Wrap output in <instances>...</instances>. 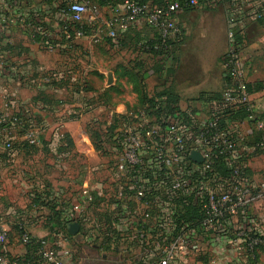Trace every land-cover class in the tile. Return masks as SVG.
Instances as JSON below:
<instances>
[{
    "label": "built area",
    "instance_id": "1",
    "mask_svg": "<svg viewBox=\"0 0 264 264\" xmlns=\"http://www.w3.org/2000/svg\"><path fill=\"white\" fill-rule=\"evenodd\" d=\"M36 1L0 0V34L6 39L5 44H0V149L8 153L14 148L8 135L10 128H21L31 145L37 143L42 132L39 127L26 126V106L3 89V78L11 71L17 72L9 64L11 58L5 48L10 42L11 27L28 26L49 51H54L60 44H71L85 37L84 17L88 11L93 15L97 12L89 0H63L56 4L50 0L53 7H48L42 16ZM213 1L233 8L242 3V0ZM198 3V0H163L161 4L150 0L109 2L105 5L110 12L105 36L118 44L130 28L147 26L167 41L179 33L177 14ZM249 16L264 20V0L255 1ZM227 37L230 47L222 63L228 82L221 91V100L212 102L210 115L202 123L156 115L145 106L111 113L104 124V148L98 150L100 156H105V152L111 154L113 161L108 162L102 183L85 182L77 192L82 202L71 206L78 213L94 211L89 217L91 224L83 223L77 232L83 242L94 244L97 240L111 250L121 247L136 252L140 259L128 264H186L190 258L206 255L210 245L218 240L226 246L242 247L244 252L264 248V233L248 221L251 215L254 218L253 198L264 196V170L259 182L253 184L242 162L245 147L238 136L224 129L218 114L225 107L244 106L247 119L254 121L258 129H264V121L256 114V105L250 99L240 50L235 52L232 45V18L227 20ZM64 76L69 77L56 71L43 72L39 86H50L60 78L65 80ZM69 79L76 82L75 78ZM257 148L264 151V140L258 142ZM193 151L201 155V161L191 157ZM219 161L227 166L226 173L219 170ZM83 172L93 177L98 168L85 162ZM188 210L195 213L191 216ZM8 237L9 228L0 222V264H20L17 257L7 258ZM33 237L25 232L23 244ZM38 242L41 262L71 261L76 242L72 235L56 228L48 238L38 237Z\"/></svg>",
    "mask_w": 264,
    "mask_h": 264
},
{
    "label": "crops",
    "instance_id": "2",
    "mask_svg": "<svg viewBox=\"0 0 264 264\" xmlns=\"http://www.w3.org/2000/svg\"><path fill=\"white\" fill-rule=\"evenodd\" d=\"M52 1L56 4L63 0ZM52 1L37 0L34 3L44 16L48 7H53ZM255 1L242 0L238 8H233L221 1L205 0L195 7L183 9L177 14L179 33L167 41L170 44L168 47L171 49L170 56H155L136 47L142 40L158 36L153 28L144 26L147 27L146 30L143 29L144 27L134 28V32L129 30L126 34L133 32L129 34L134 41H140L136 45L131 44V52L134 56L128 60L127 64L119 61V56L115 54L114 64L117 65L118 71L115 70V73L111 71L113 84L110 85L107 83L109 72L106 73L94 63L96 54L94 51L100 52L99 59L105 62L107 48L115 47L121 50L124 46L119 42L111 45L102 41L106 37V22L110 12L99 0H89L90 6H95L97 12L93 15L91 11H88L83 20L84 28L88 32L83 37L86 38V44H75L76 40H74L71 44H60L56 50L49 51L39 40L38 35L36 37L33 35L28 26L11 27L8 35L10 42L5 48L9 51V58H11L9 64L17 72L11 71L3 78V89L26 106V126L39 127L42 132L37 136V143L31 145L25 139L21 128H10L8 135L12 138L14 148L9 153L0 149V169L5 166L9 168L11 163L21 156L24 158L22 160L24 171L29 170L33 176L44 177L47 185L43 189L44 192L42 190L43 193L37 189V194L42 193L41 196L36 197L40 201L29 200L26 197V202L20 204L22 209L48 211L45 204L50 202L51 205L55 204L56 210L63 213V218L66 219V230L69 222H77L79 228L83 223L91 224L92 220L90 221L89 217L94 214V211L78 213L72 210L71 206L82 202V197L77 196V192L85 182L102 183L108 171V162L113 161L111 154L105 152V156H100L96 148V144L99 146L103 144L104 124L109 120L111 113L144 107L139 101L138 93L134 90L135 82L145 84L148 96L164 88H170L178 97L179 111L172 115L173 118L198 124L206 120L210 115L213 102L208 98L222 91L226 83L222 59L230 47L227 37L228 18H232L234 22V32L243 35V45L239 54L243 58L247 72L251 102L256 105V114L264 121V20H254L249 16ZM5 43L6 39L0 34V44ZM80 57L86 60H81ZM128 64L131 67L124 68V65ZM67 68L70 70H66ZM48 71L68 75V79L75 78L74 84L80 82L86 84H83L84 88L77 90L65 89L60 84L70 79L64 76L65 80L60 78L52 85L41 88L40 76ZM129 72L132 73L131 76L128 75ZM102 79L105 81L102 83V89L92 90L89 84L92 82L100 87ZM124 80L130 82L131 100L124 104L121 99L116 101L114 106L110 105V95L117 94V90L113 88L118 87V84L123 83ZM223 127L240 138L245 147V155L242 159L245 173L253 184H257L264 170V151L257 148L258 142L264 140V129H258L255 122L247 119L246 115L235 117L232 123L223 124ZM101 148H104V145ZM72 159L86 161L92 167L98 168V173L92 177L91 174L87 175L79 171L76 173L78 178L74 179L75 176L69 167ZM52 173L56 175L54 179L48 175ZM72 185H75V190L71 188ZM15 191L14 189L6 194L5 199L12 195L9 199L12 203L6 200L3 208H0L1 215H9L13 211ZM45 196L48 198H44ZM256 203L261 211L264 207V196L260 195ZM42 220L43 217L39 216L34 222L30 220L33 223L30 224L33 226L37 222L41 223ZM47 220L51 224L52 217L48 216V212ZM248 221L250 226H255L264 233V225L262 223L259 225L252 215ZM54 229L52 227L49 231L47 230L45 233L48 234L44 237L48 238ZM26 230L36 237L44 235V232L39 229ZM59 230L62 231L61 228ZM72 237L78 244L83 243V247L92 249L94 252L98 250L104 264H128L139 258L136 252L125 248L117 247L111 250L107 244L102 245L97 240L94 244H87L77 233ZM218 243H220L219 240L210 245L204 255V257L208 256L205 263L198 258H190L186 264L250 263L244 251L246 262L243 261V255H238L239 252L234 254L235 258L225 259V256L220 255L222 252L218 250ZM23 250L24 248L21 252ZM227 251V253L232 252L229 249ZM261 256L264 257L263 249H260L257 254V264L260 263ZM225 260L229 262L225 263ZM68 264L72 262L69 261Z\"/></svg>",
    "mask_w": 264,
    "mask_h": 264
},
{
    "label": "rangeland",
    "instance_id": "3",
    "mask_svg": "<svg viewBox=\"0 0 264 264\" xmlns=\"http://www.w3.org/2000/svg\"><path fill=\"white\" fill-rule=\"evenodd\" d=\"M143 29L146 30L147 27H144ZM130 31H133V30H130ZM127 32L128 31L124 32L121 36V39H123V40L119 44H125V45H123L124 47H122L121 50H118L115 47L107 48V51L105 54V58H106L105 62L102 59H99V56H101L99 54H101V53L98 51H94L96 53L94 56L95 65L100 67V69L104 70L106 73L111 72V71L113 73H115V70L118 71V68L116 67L117 65L114 64L115 54H117L119 56V61H122V63H124V64H127L128 60H131L133 58L134 55L131 52V44H135V41H134L133 37L131 36V34H129V33H133L134 31L126 34ZM85 39L86 38L78 39L75 41V44H86ZM102 41H104V42L106 41L107 43H105V44H109L106 37H104L102 39ZM100 44H103V43H100ZM88 57H89V55H88ZM80 58H81V60H86V58H83V57H80ZM128 67H131V66H129V64L126 66L124 65V68L128 69ZM104 82H105L104 79H102L100 87H98V85H96L92 82L89 84V86L91 87L92 90L97 91V90H99V88L102 89V87H103L102 83H104ZM74 83L75 82L65 80L64 82L63 81L61 82L60 86H63V88H65V89L73 90V89L84 88V85L86 84V83H83L84 84L83 85L82 82L76 83V84H74ZM111 84H113V81ZM76 85H79V86H76ZM81 85H82V87H81ZM67 86H69V87H67ZM113 89L117 90V92H116L117 94L110 95V98H109L111 101V102H109L110 105L114 106L115 102L120 101L121 99H122L121 101L124 104H125V102H128L131 100L130 99V93H129L131 90L130 82L124 80L123 83H119L118 87H115ZM112 92H114V90ZM23 159L24 158L21 156L17 157L16 161L12 162L9 168H6V166H5V168L0 169V206H1L0 208L1 209L3 208L4 204L6 203V200L10 201L9 199L12 196L11 195V196H9V198L5 199V197H7L6 194H8L10 191H13L14 189L16 190L15 193H13L14 194L13 211L9 215H5V214L1 215L0 214V222H4L5 225L9 228V237H8L9 239L7 241L8 243L6 244L7 258L18 257L22 254L21 250L23 249L22 248L23 247V242H22L23 232L20 231V228L16 227V224H19L21 222L23 224V229H28V228L39 229L42 232H44L43 237L47 236L48 233H45V232H47V230L49 231L51 228L50 223L47 220V212H49V211L40 210V209L34 210V209H30V208L29 209H27V208L22 209L23 207H21V205H20L21 202H26V197H28L29 200L30 199H32V200L36 199V195L38 193V190H40L39 192H42V190L45 189L47 186L46 185V179L44 177L37 176V175L33 176L29 170L24 171L25 170L23 168L24 164L22 162ZM85 162L86 161H83L80 159H75V160L72 159L70 161L69 167H70V170L72 171L71 173H73L75 176V177L73 176L74 179L78 178V177H76V176H78V175H76L77 172L83 171V164ZM48 175L52 179H54L56 177V175L54 173L48 174ZM76 186H77V184H76ZM9 188H11V189H9ZM71 188H73L74 190L76 189L75 185H72ZM43 192H44V190H43ZM29 193H30V195H29ZM44 198H48V197L45 196ZM256 199L257 198L254 197L252 200V204L255 208L254 209L255 210L254 219L257 222H259V225H261V223H262V225H264L263 224V222H264V207L262 208L261 211H259L260 208H259V206H257L258 203H256ZM37 200H39V199H37ZM10 203H12V202L10 201ZM25 211H27L26 214H25ZM39 216L43 217L42 222L41 223L37 222V224L31 226L33 224L32 222H34L35 219H38ZM30 220H33V221L30 222ZM30 223H32V224H30ZM82 245H83V243H81V242L79 244H78V242H75L73 244V247H72V249H73L72 254L73 255H72V259H71L72 264H104V261H101L102 256L99 254L98 250H96V252H94V250L89 249V248H85ZM217 246L219 247L218 250L220 252H222V253H220V255L225 256V259H227L228 257H231V259L235 258V255L238 252H239L238 255H243V253H244L242 247H240V248L233 247L232 248L230 246H226L221 241H220V243H218ZM228 249L232 250V252L227 253ZM242 258H243V261L246 262V259H247L246 256L243 255ZM206 259H208V256L206 257ZM259 260H260L259 264H264V257L261 256ZM228 262H229L228 260H225V263H228ZM38 264H49V263L41 262Z\"/></svg>",
    "mask_w": 264,
    "mask_h": 264
},
{
    "label": "trees",
    "instance_id": "4",
    "mask_svg": "<svg viewBox=\"0 0 264 264\" xmlns=\"http://www.w3.org/2000/svg\"><path fill=\"white\" fill-rule=\"evenodd\" d=\"M121 0H99V2L103 5H107L109 2L111 3H117L120 2ZM149 0H141V2H146ZM181 2L187 1V0H180ZM205 0H198L199 3L203 2ZM211 0H209L210 2ZM152 3L154 4H161L163 3V0H153ZM185 8H190V7H185ZM134 28H130L129 30H133ZM127 30V31H129ZM85 33H88L85 29ZM108 40L109 44H113L112 40L108 37H106ZM123 39L119 40V43L122 42ZM242 40H243V35H241L239 32H234V41H233V48L235 49V52L239 51L240 48L242 47ZM140 40H135V45L138 44ZM168 41V40H167ZM165 40H162L159 36H155V38L152 39H145L141 41L140 45H136V47L139 49H143L144 51L150 52L153 55H171V49H169L168 42ZM124 45V44H123ZM167 50V51H166ZM128 75H132L131 72L128 73ZM138 75V74H137ZM226 81L228 82V79L226 78ZM78 86V85H76ZM77 90V89H76ZM134 90L138 93V98L142 106H146L147 108H151L154 110L156 115H170L172 116L174 113L179 111L178 107V97L175 95V93L170 89V88H164L163 90L156 92L152 94L151 96H148L146 93V86L144 83H138L135 82ZM208 99H211L213 101H219L221 100V91L215 93L212 95V97H209ZM207 99V100H208ZM220 114V122L221 124H226L229 122H232V120L237 117V116H244L248 115L247 110L244 108V106H239L238 108H231V107H225L219 112ZM116 120V119H114ZM102 146V145H101ZM98 144H96V148H101ZM33 147V146H31ZM217 166L219 170L223 173L227 172V166L225 165L224 162L219 161L217 163ZM39 195V194H37ZM36 195V197H37ZM41 196V194L39 195ZM37 199V198H36ZM44 202V201H43ZM50 202H47L46 207L48 208V216L52 217V222L50 224L51 228H61L63 233L66 234L67 236H70V234L67 232L66 227H65V222L66 219L63 218V213H61L55 209V204L51 205L49 204ZM188 213L192 216L195 211L188 210ZM65 216V215H64ZM55 219V221H54ZM65 219V220H64ZM54 221V222H53ZM17 228H20V231L23 232H28L26 229H23V224L20 222L19 224H16ZM29 233V232H28ZM24 252L18 256V260L20 264H38L41 263V260L38 257L37 250L39 248V242H38V237L34 236L29 242H26L23 244ZM260 249H263V247H257L252 251H246L245 253L247 254V257L250 261L249 264H257L256 263V257ZM198 259H200L203 263L206 262V257L201 256Z\"/></svg>",
    "mask_w": 264,
    "mask_h": 264
},
{
    "label": "water",
    "instance_id": "5",
    "mask_svg": "<svg viewBox=\"0 0 264 264\" xmlns=\"http://www.w3.org/2000/svg\"><path fill=\"white\" fill-rule=\"evenodd\" d=\"M112 81H113V76H112V73L109 72L108 75H107V83L110 85L112 83ZM191 157L194 158L197 161H201L202 160L201 155L198 152H196V151H193L191 153ZM67 230H68L70 235H74L79 230V224L77 222H69V223H67Z\"/></svg>",
    "mask_w": 264,
    "mask_h": 264
}]
</instances>
